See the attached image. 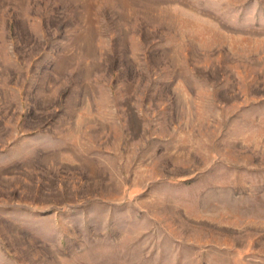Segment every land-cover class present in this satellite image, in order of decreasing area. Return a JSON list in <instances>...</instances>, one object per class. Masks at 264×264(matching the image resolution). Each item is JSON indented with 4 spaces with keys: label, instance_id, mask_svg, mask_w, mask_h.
I'll list each match as a JSON object with an SVG mask.
<instances>
[{
    "label": "rangeland",
    "instance_id": "1",
    "mask_svg": "<svg viewBox=\"0 0 264 264\" xmlns=\"http://www.w3.org/2000/svg\"><path fill=\"white\" fill-rule=\"evenodd\" d=\"M0 264H264V0H0Z\"/></svg>",
    "mask_w": 264,
    "mask_h": 264
}]
</instances>
